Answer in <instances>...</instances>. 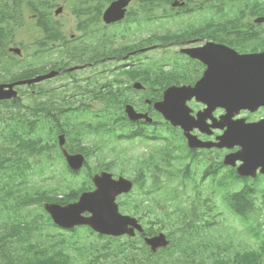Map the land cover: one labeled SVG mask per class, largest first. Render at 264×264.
Wrapping results in <instances>:
<instances>
[{
  "label": "flooded vegetation",
  "instance_id": "af4514ba",
  "mask_svg": "<svg viewBox=\"0 0 264 264\" xmlns=\"http://www.w3.org/2000/svg\"><path fill=\"white\" fill-rule=\"evenodd\" d=\"M24 1L32 13L30 34L37 38L35 49H42V52L33 51L35 63L32 66L59 73L45 81L47 88H69L71 93L66 96L67 101L86 103L93 110L95 121L103 118L105 113L112 120H127L133 127L131 132L161 142L146 149L143 158L149 159V163L140 171V179L175 182L177 196L205 201L207 178L230 182L238 176L243 182L259 177V174L255 178L239 176L236 173L242 162L239 159L233 161L234 164L223 163L224 156L238 151L239 146L206 148V141L215 142L228 127V122L264 119V63L257 61L252 65L239 57L244 54L264 56V0H210L209 4L218 8L207 5L209 15H206V0ZM2 7L0 1V13ZM211 8L219 9V12ZM207 42L228 48L223 53L208 55L220 62L214 64V68L236 70L244 66L252 101L261 104L254 110L232 108V117L222 119L227 113L226 106H215L210 114H206V98L217 97L214 89H209L205 100L196 96L184 97L186 100L179 102L180 110H177L179 124L173 125L164 119L154 103L163 100L166 88L192 87L204 76ZM80 77V86L74 87L73 82ZM55 79L69 81L53 87ZM227 83L225 79V86L219 87L218 91L224 101L237 93L236 88ZM127 105L149 115L152 121L129 120L125 112ZM188 134L195 138L192 145L198 140V146H190ZM66 148L70 153L84 155L85 164L78 172L93 165L96 167L98 161H91V151L80 147L71 151L68 141ZM147 165H153L154 169L150 170ZM103 170L112 172L108 168L97 172ZM86 176L89 180L92 177L91 174ZM186 188L191 192H186ZM89 189H93L92 185H88ZM118 199L121 201L124 195ZM159 211L146 208L129 212L143 224V231L136 232L133 239H144L163 229L162 224H158L159 219L153 217ZM181 221L178 230L184 231L188 224ZM198 224L206 225V215ZM88 237L89 248L82 254L64 251L62 255L14 256L3 260L6 264H114L111 256L93 253V234ZM151 252L159 255L162 248Z\"/></svg>",
  "mask_w": 264,
  "mask_h": 264
},
{
  "label": "trees",
  "instance_id": "16d2710c",
  "mask_svg": "<svg viewBox=\"0 0 264 264\" xmlns=\"http://www.w3.org/2000/svg\"><path fill=\"white\" fill-rule=\"evenodd\" d=\"M208 1V0H206ZM219 1V0H218ZM3 31H10V26L6 25ZM8 38V37H7ZM7 38L4 41H7ZM12 105L3 102L0 109V256L26 255V256H44L45 249L41 245L31 243V239L45 223V213H21L20 209L37 204L41 207L44 201L65 203L75 199L76 194L82 190L72 189L69 185L62 187L63 182L57 183L47 190L34 191L27 193L24 190L25 182L34 166V163H45L48 159H56L54 152L56 144L48 143L39 135L30 134L29 130L33 129L37 123L43 122L40 119L33 118L29 113L17 112L11 113V110H5ZM2 110L7 111L4 113ZM34 119L31 120L30 118ZM38 166L35 170H40ZM67 184V182H65ZM67 190L63 195L58 197L59 192ZM75 193V194H74ZM231 244L225 246L220 240L215 244H210L206 240V260L203 258L205 253L202 251H191L185 255L182 263L180 258L174 256L172 251L168 256H163L161 261L154 258H147L145 250L136 248V243L129 241V251L115 248L113 256L119 257L118 260L123 264H259L258 252L255 251H236L226 259H223L221 253L226 248L230 250ZM172 245L168 248V250ZM165 255V254H164ZM191 259V262H187ZM42 262V260H39Z\"/></svg>",
  "mask_w": 264,
  "mask_h": 264
},
{
  "label": "water",
  "instance_id": "95a60500",
  "mask_svg": "<svg viewBox=\"0 0 264 264\" xmlns=\"http://www.w3.org/2000/svg\"><path fill=\"white\" fill-rule=\"evenodd\" d=\"M212 45V44H211ZM206 55H208L206 50ZM261 54L243 55L241 59L250 64H256L257 61L264 63V56ZM263 58V59H262ZM209 71V72H208ZM206 72V84L208 79L217 74V79L221 81V76L224 77L229 83H234L240 87L238 90L239 98L234 102L237 108H252L249 93L251 90L246 81V71L244 66L236 70H221L209 69ZM229 75V76H227ZM44 77L35 78L32 81L43 79ZM203 86L202 84L194 88H170L165 92L164 104H170L168 97L171 94L177 95V91L181 92L184 96L201 95ZM173 92V93H172ZM16 96V92L6 90L4 85H0V99L10 98ZM167 116V111H164ZM259 136V141L254 140V136ZM222 143H239L242 146L241 156L245 161L246 167H243V174H249L256 169L257 165H261V172H264V120L258 123L249 124H230L228 130L222 137ZM228 138H231L230 140ZM64 142L63 137H60L59 144ZM63 153L66 156L67 162L71 168L77 169L82 164L80 156L69 155L65 149ZM255 160V161H254ZM96 189L92 192H83L77 201L61 205L58 203H45L44 208L50 214L53 222L61 227L69 228L76 225L86 224L99 233L121 235L124 233L133 234V229L128 228V225L140 228L134 218L127 215H122L118 211V205L115 203V197L121 192L130 190L131 183L123 178L114 180L110 174L102 173L94 177ZM85 212L90 215H84ZM152 248L159 245H165L166 240L163 235L155 236L147 239Z\"/></svg>",
  "mask_w": 264,
  "mask_h": 264
},
{
  "label": "rangeland",
  "instance_id": "374dc122",
  "mask_svg": "<svg viewBox=\"0 0 264 264\" xmlns=\"http://www.w3.org/2000/svg\"><path fill=\"white\" fill-rule=\"evenodd\" d=\"M206 15H209V13L206 12ZM93 139L95 140L97 138V136H92ZM124 141V140H121V142ZM112 142L114 143V141L112 140ZM130 141L127 142V144L129 143ZM133 143V145L131 146L132 148H134L136 151L138 149H142L141 147H138L137 143L135 141H131ZM124 147H127V145H122L120 148L121 149H124ZM106 150V149H105ZM103 153L109 157V159H113L114 155L113 153L109 152V151H103ZM132 151H129L127 153V157L129 159V163H133L134 162V157H130ZM62 161V160H61ZM121 167L122 165H117L115 168L118 169V170H121ZM59 170L58 166H50L47 168V170H45L44 172H34V173H31L29 176H28V180L26 182V190L28 191H33V190H39V189H50L51 187H53L54 185H56L58 183V181L61 180V176L60 174H57V178L58 179H53L51 178V175L53 174V172L55 171L56 173H58L57 171ZM67 172L65 169H63L60 173H65ZM261 178V177H260ZM64 183V185L62 187H64L65 189V186L66 185H69L70 187H73V188H77L79 184H81L80 182V179L79 178H73V177H69L67 178L66 180L62 181ZM65 182H67V184H65ZM25 187V186H24ZM257 187L259 188V190H264V178H261V179H258L257 181ZM67 192V190H63V192H59L58 195H60L59 197H63L64 193ZM260 207L263 209V212H262V215H261V219L264 218V201L262 203H260ZM29 210H31L32 212H35V213H38L39 211V208L38 206H31L29 208ZM23 211L25 212V209H23ZM40 212V211H39ZM221 219L224 218V215L220 216ZM236 220L239 222V223H243L240 221L239 218L236 217ZM250 220V219H249ZM229 223H231V221L227 220ZM50 224V222H48ZM262 226V231L264 232V222H262L261 224ZM52 227V228H50ZM55 225H47L46 223H42V227L41 229L37 232L36 234V237L40 238L43 242L46 243H49L48 241H46L45 239H47V235H50L52 236L51 234L52 233H55V230L56 232L60 233L57 229V227H55ZM54 229V230H53ZM228 229V228H226ZM233 229L234 230H240L242 231L243 230V227L234 223L233 224ZM233 229H228V232L231 234V236L234 238V232L231 231ZM218 231L215 230V229H210L208 230V234H212V233H217ZM73 234H86V233H90L89 232V229L87 227H79L77 229H75L74 231H72ZM243 235L242 234H239V233H236L235 234V238L236 239H239L241 240V237ZM250 240H248L250 243L248 245H254L256 246V243H254L253 239L250 238ZM241 243L245 244V241L243 242L241 240ZM244 247H247V246H244ZM260 264H264V256L260 258Z\"/></svg>",
  "mask_w": 264,
  "mask_h": 264
}]
</instances>
